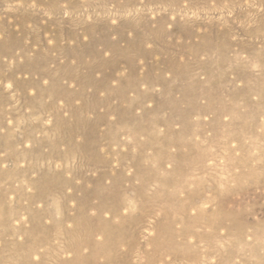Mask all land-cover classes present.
<instances>
[{"label":"rangeland","instance_id":"1","mask_svg":"<svg viewBox=\"0 0 264 264\" xmlns=\"http://www.w3.org/2000/svg\"><path fill=\"white\" fill-rule=\"evenodd\" d=\"M0 51V264H264V0H0Z\"/></svg>","mask_w":264,"mask_h":264},{"label":"bare ground","instance_id":"2","mask_svg":"<svg viewBox=\"0 0 264 264\" xmlns=\"http://www.w3.org/2000/svg\"><path fill=\"white\" fill-rule=\"evenodd\" d=\"M177 3V2H176ZM175 3V4H176ZM6 42V41H5ZM1 51H0V55H1ZM3 54V53H2ZM108 243V241H107ZM104 250L98 248L95 250L96 253H101L103 252ZM74 254H76V259L70 261V262H65V263H62V264H86L88 261H90V258L89 257H85L83 258L82 256H79V248L77 250H74ZM94 253V252H93ZM126 254V253H125Z\"/></svg>","mask_w":264,"mask_h":264}]
</instances>
